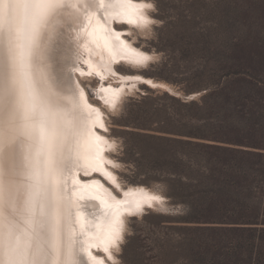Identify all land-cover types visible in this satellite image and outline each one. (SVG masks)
<instances>
[{
  "label": "bare ground",
  "instance_id": "1",
  "mask_svg": "<svg viewBox=\"0 0 264 264\" xmlns=\"http://www.w3.org/2000/svg\"><path fill=\"white\" fill-rule=\"evenodd\" d=\"M9 3L10 0H0V71L5 64H14L19 70L23 62L41 106L50 113L49 127L54 132L48 134L44 143L36 137L21 140L15 175L9 177L0 170V245L7 244L11 232L13 248L26 252L29 259L36 258L38 264H69V249L74 253L72 264H85V261L95 264L80 253L83 244L90 247L97 260L108 264L97 250L110 247L114 234H121L123 239L125 218L129 211H135L136 202L143 211L148 206L147 199L159 194L142 186H119L107 163L110 160L107 144L112 142L91 126L95 113L87 117L85 112L91 109L85 105L99 109L105 124L103 111L90 102L77 70L86 73L82 65L85 62L90 66L88 72L95 70L105 78L116 72L115 62L135 63L141 55L147 56L114 26L115 22L137 19L140 2L103 0L101 7L100 0H50L33 6V0H19L11 21ZM29 4L33 8L27 17ZM118 13L123 14L117 16ZM63 46L67 52H62ZM67 56L72 62L63 74L61 61ZM102 87L109 88L106 93L100 92L109 101L120 95V88L103 84ZM81 90L85 93L84 100L79 97ZM97 136L104 140L98 142ZM96 168L101 171H95ZM95 172L119 186L122 196L115 194ZM82 175L89 177L83 179ZM71 202L79 213L73 214ZM7 203L15 206L8 208ZM157 204L152 201V207ZM45 217L48 224L43 231ZM53 245L54 254L38 255L41 247L47 250ZM112 250L110 247L111 253Z\"/></svg>",
  "mask_w": 264,
  "mask_h": 264
},
{
  "label": "rangeland",
  "instance_id": "2",
  "mask_svg": "<svg viewBox=\"0 0 264 264\" xmlns=\"http://www.w3.org/2000/svg\"><path fill=\"white\" fill-rule=\"evenodd\" d=\"M150 2L157 5L156 14L151 10H145L144 14L156 20L155 25L144 27L123 21L115 22L114 26L123 31L124 38L133 47L151 59L144 66L125 60L115 62L116 72L103 79L95 75L98 73L95 70L93 75H79L90 102L103 111L107 131L97 126L98 130L115 144V150H107V155L119 167L108 166L116 174L119 186H142L164 198L162 204L147 206L135 216H126L123 239L119 250H112V255L115 264H200L195 247L199 231L190 220L193 215L185 213L186 200L193 198V192L184 190L187 188L184 183L188 184L189 180L182 182L179 175L183 152L177 142L149 138L146 134L180 138L185 137L180 132H193L192 111L183 102L199 99L213 84L211 75L198 74L197 69L212 55L211 27L215 24L216 9L224 15V0ZM31 6L26 7L27 17L32 12ZM63 49L62 52L68 51L66 46ZM71 60L67 56L61 61L62 72ZM82 65L89 73L90 66L85 62ZM123 76L128 78L123 80ZM142 80L165 84L171 91L153 90L141 83ZM102 84L120 88L121 99L115 109L96 99L101 96ZM95 173L115 194L122 196L119 186L103 174ZM72 202L73 214L79 213ZM17 203H20L18 199ZM9 205L15 206V203H7L8 208L12 207ZM72 235L74 238V230ZM97 253L113 264L102 250Z\"/></svg>",
  "mask_w": 264,
  "mask_h": 264
},
{
  "label": "trees",
  "instance_id": "3",
  "mask_svg": "<svg viewBox=\"0 0 264 264\" xmlns=\"http://www.w3.org/2000/svg\"><path fill=\"white\" fill-rule=\"evenodd\" d=\"M224 7L211 27L212 55L197 69L213 84L183 102L193 132L146 136L183 152L179 175L193 192L185 213L199 231L200 264H264V0H224Z\"/></svg>",
  "mask_w": 264,
  "mask_h": 264
},
{
  "label": "snow or ice",
  "instance_id": "4",
  "mask_svg": "<svg viewBox=\"0 0 264 264\" xmlns=\"http://www.w3.org/2000/svg\"><path fill=\"white\" fill-rule=\"evenodd\" d=\"M19 0H10L8 8V16L11 18L14 15V6ZM50 0H33V6H39L40 4L48 3ZM132 0H117V3H131ZM100 6H103V0H100ZM157 5L150 2V0H140V7L136 11L137 19L129 20V23H135L138 26L147 27L148 25H155L156 20L152 19L148 15H145V10H151L153 14H156ZM123 13H118L117 16ZM116 41H119V35L115 37ZM151 57L141 55L135 63L140 66H144ZM79 75H93V73H84L77 70ZM98 78L99 73H95ZM139 79V77H137ZM148 85L153 90L165 89L171 91L167 88L165 84H153L152 81H141ZM25 89H27V95L25 94ZM109 88L101 87L99 91L101 93L108 92ZM95 96V93H92ZM79 97L84 100L85 93L83 90L79 92ZM100 103L105 106L115 109L120 103L119 95H116L111 101L105 99L103 95L96 97ZM86 109H91V111H86L85 115L89 118L92 117V113H95L94 120L91 122L92 127H99L100 129L107 131L105 124L103 123V117L99 109H92L91 105H85ZM49 116L50 113L46 107L41 106L40 97L37 92L33 89L31 81L28 78V74L25 71V65L21 62L19 70H17L16 65L5 64L3 70L0 71V170L9 177L13 176L17 172L18 166V152L21 145V140L26 138L31 140L33 137L39 139L41 143H44L47 139L49 133L54 132V129L49 127ZM96 140L103 141L104 138L97 136ZM108 151L115 150V144H107ZM108 164L113 167H119L113 161L108 160ZM95 171H101L100 168L94 169ZM110 175V173H109ZM31 179V177H30ZM152 201L157 203H163L164 198L160 195H153L149 197L146 201L149 207H152ZM135 211H129L127 215L135 216L142 212V205L139 202L134 204ZM30 211V209H27ZM48 220L45 217L44 224L42 225V230H47ZM54 238V229H53ZM122 239V235L117 233L114 234L112 242L110 244L111 248L119 250V242ZM109 246L103 248V253L107 254V258L113 261L115 264L114 257L110 251ZM79 251L82 255H86V259H91L95 261V264H104L103 260H97L96 257L92 255L90 247H85L81 244ZM48 252L55 253V246L53 245L50 249L40 248L38 255L46 256ZM74 253L69 249L67 254V259L69 264H72ZM0 264H38L36 258H28V254L24 251H18L13 248L11 241V232H9V239L6 245H0ZM86 264V261H85Z\"/></svg>",
  "mask_w": 264,
  "mask_h": 264
}]
</instances>
